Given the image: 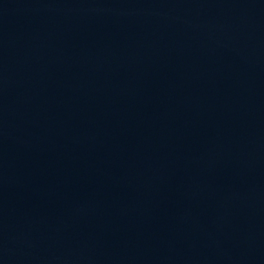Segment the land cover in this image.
I'll return each mask as SVG.
<instances>
[{"label":"water","instance_id":"obj_1","mask_svg":"<svg viewBox=\"0 0 264 264\" xmlns=\"http://www.w3.org/2000/svg\"><path fill=\"white\" fill-rule=\"evenodd\" d=\"M0 264H264V0H0Z\"/></svg>","mask_w":264,"mask_h":264}]
</instances>
